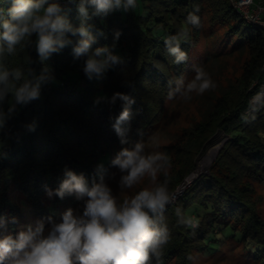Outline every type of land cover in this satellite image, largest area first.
<instances>
[{
	"label": "trees",
	"instance_id": "trees-1",
	"mask_svg": "<svg viewBox=\"0 0 264 264\" xmlns=\"http://www.w3.org/2000/svg\"><path fill=\"white\" fill-rule=\"evenodd\" d=\"M9 2L0 0V11L6 13ZM137 5V10L113 11L89 20L96 38L93 49L115 43L113 51L122 57L121 64L108 70L103 79L89 80L82 71L84 59L74 60L71 47H66L47 62L55 80L44 85L40 98L22 108L0 133V215L9 221L0 230V237L28 224L13 196L23 200L34 222L49 215L59 219L68 207L81 202L74 195L49 199L45 185L58 187L65 168L83 174L91 183L98 180L95 169L100 163L107 168L105 180L109 182L111 174L117 172L109 167L111 158L122 147L147 142L159 129L169 81L183 77L186 82V76L188 80L194 77L196 66L204 68L224 55L245 52L237 96L227 91L215 97L199 120L204 133L201 137L208 139L219 132L225 141L208 176L196 177L176 202L166 207L165 223L171 235L160 264H191L189 255L221 248L224 239L243 244L251 240L264 249V221L256 214L252 197V182H264V140L259 134L264 132V109L252 119L251 95L246 91L253 81L264 86V31L243 19L227 0H137ZM66 12L70 22L78 26L76 6L66 5ZM189 14L200 17L199 28L186 24ZM206 14H210L208 19ZM216 22L222 24L223 33L214 37ZM184 29L189 31V39L181 42V50L188 60L177 64L164 39ZM117 30L122 34L114 41ZM202 38L205 43L197 62L194 51ZM227 42L229 46L223 48ZM212 43L215 47L206 49ZM4 63L9 69L19 67L26 73L41 69L32 48H18L15 55L4 57ZM116 92L135 100L126 145L120 144L112 127L122 102L94 103L97 96L111 97ZM245 114H249L247 119ZM33 121L35 131H26L24 126ZM175 163L177 167L167 176L169 190L193 166L191 157L185 164ZM177 208L194 218L197 227L179 226ZM12 217L17 223H11Z\"/></svg>",
	"mask_w": 264,
	"mask_h": 264
},
{
	"label": "clouds",
	"instance_id": "clouds-1",
	"mask_svg": "<svg viewBox=\"0 0 264 264\" xmlns=\"http://www.w3.org/2000/svg\"><path fill=\"white\" fill-rule=\"evenodd\" d=\"M9 5L6 13L0 11V133L22 108L40 98L44 85L55 80L47 62L66 47H71L74 60L84 59L82 71L89 80L103 79L108 70L121 64L122 57L113 51L115 43L93 49L96 38L89 20L92 16L106 17L113 11L127 13L136 8L137 0H10ZM66 5L76 6L78 26L70 22ZM186 24L199 28L200 17L189 14ZM121 34L115 31L114 41ZM188 39L187 29L164 39L168 53L177 64L188 60L187 53L181 50V42ZM18 48L34 49L41 65L39 72L29 69L26 73L22 68L6 66L4 57L15 55ZM194 72L187 83L183 77L169 81L168 100L189 101L193 93L203 95L215 89V82L202 66H196ZM117 100L122 102V110L112 127L120 144L126 145L135 100L129 94L116 92L111 97L97 96L94 103L115 105ZM261 109H264V87L249 101L252 119ZM24 127L34 132L36 122ZM170 166L167 154L148 153L143 142L137 141L131 148L122 147L109 163L120 174L119 189L122 192L133 189L145 177L150 185L123 199L106 182L107 168L103 163L96 166L98 180L91 183L83 174L65 168L58 187L45 185V193L49 199L56 196L61 200L74 195L81 202L80 207H68L59 219L49 215L22 226L15 233L2 235L0 264H153L154 260L160 264L171 235L164 213L175 199L168 186ZM160 173L165 176L162 183L158 181ZM176 216L179 226L197 227L194 218L179 208ZM8 223V218L0 215V230ZM11 223H17L15 217ZM187 259L191 261L194 257L189 255Z\"/></svg>",
	"mask_w": 264,
	"mask_h": 264
},
{
	"label": "rangeland",
	"instance_id": "rangeland-1",
	"mask_svg": "<svg viewBox=\"0 0 264 264\" xmlns=\"http://www.w3.org/2000/svg\"><path fill=\"white\" fill-rule=\"evenodd\" d=\"M227 1L232 6L230 1ZM138 5L134 10L138 9ZM209 16L210 14H206V19H208ZM221 25L222 24L218 22L213 24L212 30L214 37L223 33ZM203 39L204 38L198 41L197 50L194 51L195 56H197V58H195L197 62L200 59V51L205 43ZM228 46L229 44L227 42L223 48L227 49ZM207 47L206 49H213L215 44L212 43ZM245 60V52H235L232 55H224L219 60L206 64L204 70L209 73L215 82V89L203 95L193 93L192 99L189 101H184L180 98L171 101L167 100L164 107L166 109L164 118L163 121H161L159 129L153 132L147 142H143L146 152H162L169 156L171 166L167 170L168 175H171L177 167L175 160H178L181 164H185L190 157L193 160L192 168L183 176L182 180L175 184L172 190H170V192L175 195L173 202H176L185 190L190 187L192 181L196 177L202 175L208 176L213 163L212 161H214L215 157L218 155L225 139L219 132H216L210 138L207 136L208 139L203 138V136L201 137L204 133L203 131L201 132L198 123L200 122L199 120L203 118L205 109L208 108V105L213 102L215 97L227 91H229L228 93L233 91L234 96H237L240 86L239 78ZM192 78L189 79L191 80ZM185 79H187L185 83L190 81L188 80V76H186ZM262 87H264L262 84L253 81L247 85L246 91H248L252 97ZM259 134L264 140V132H260ZM193 143L195 144L193 145ZM209 152H211L210 157L205 158L204 156ZM119 176L120 174L117 171L115 177H112L107 183L112 187L114 194L121 199L128 195H134L136 191L143 187L150 186L149 178L145 177L144 180L133 189L124 190L122 192L118 187ZM164 178L165 176L163 173L158 175L159 182L162 183ZM252 186L255 212L264 221V182L255 180L252 182ZM13 197L18 202L21 212L26 219V223H34L28 212V207L23 200L19 199V196ZM80 204L81 203L72 208H79ZM212 246H214V248L217 247L214 243ZM216 249H210L208 250L209 253L206 252L203 255L197 254L196 256H192L194 260H191V264H264V249L251 240H247L243 244L233 239H224L222 247H217Z\"/></svg>",
	"mask_w": 264,
	"mask_h": 264
},
{
	"label": "built area",
	"instance_id": "built-area-1",
	"mask_svg": "<svg viewBox=\"0 0 264 264\" xmlns=\"http://www.w3.org/2000/svg\"><path fill=\"white\" fill-rule=\"evenodd\" d=\"M232 7L248 22L260 26L264 31V0H229Z\"/></svg>",
	"mask_w": 264,
	"mask_h": 264
},
{
	"label": "bare ground",
	"instance_id": "bare-ground-1",
	"mask_svg": "<svg viewBox=\"0 0 264 264\" xmlns=\"http://www.w3.org/2000/svg\"><path fill=\"white\" fill-rule=\"evenodd\" d=\"M210 155H211V152L207 153L204 157H205V158H209Z\"/></svg>",
	"mask_w": 264,
	"mask_h": 264
}]
</instances>
